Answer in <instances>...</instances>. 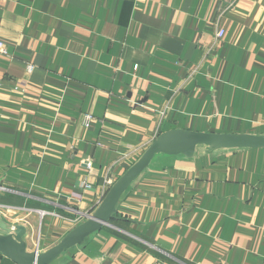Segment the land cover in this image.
<instances>
[{
	"label": "crops",
	"instance_id": "1",
	"mask_svg": "<svg viewBox=\"0 0 264 264\" xmlns=\"http://www.w3.org/2000/svg\"><path fill=\"white\" fill-rule=\"evenodd\" d=\"M0 38V211L27 251L164 131L264 136V0H0ZM50 264H264V148L154 154Z\"/></svg>",
	"mask_w": 264,
	"mask_h": 264
},
{
	"label": "water",
	"instance_id": "2",
	"mask_svg": "<svg viewBox=\"0 0 264 264\" xmlns=\"http://www.w3.org/2000/svg\"><path fill=\"white\" fill-rule=\"evenodd\" d=\"M204 144L212 148H264V136L244 133H209L171 129L160 133L143 154L109 187L98 207L81 223L69 230L46 251H27L22 240L24 228L16 226L14 234L0 233V254L15 264H50L66 249L81 244L84 239L108 224L117 202L129 183L147 166L156 153L193 155L195 147ZM0 228L7 229L4 224Z\"/></svg>",
	"mask_w": 264,
	"mask_h": 264
},
{
	"label": "built area",
	"instance_id": "3",
	"mask_svg": "<svg viewBox=\"0 0 264 264\" xmlns=\"http://www.w3.org/2000/svg\"><path fill=\"white\" fill-rule=\"evenodd\" d=\"M223 34H224L223 28H221V27L217 28L216 33H215V39L217 41H219L223 37ZM4 56H8V49H7L6 43L0 38V57H4ZM85 118L88 119V118H90V116L86 115ZM86 166L88 168L91 167V162L89 160L86 161ZM103 183L105 185H108V188L112 184V182L109 180L108 177L103 178ZM84 186H88V185H86V183H85ZM41 213H43V212H41Z\"/></svg>",
	"mask_w": 264,
	"mask_h": 264
},
{
	"label": "rangeland",
	"instance_id": "4",
	"mask_svg": "<svg viewBox=\"0 0 264 264\" xmlns=\"http://www.w3.org/2000/svg\"><path fill=\"white\" fill-rule=\"evenodd\" d=\"M1 189H4V188H1ZM2 207H3L4 210L1 209L2 211H0V213H2V214H0V217L3 216L2 218H0V224H4L6 226L7 223L9 221H11L10 218L13 217V214L14 213H17V212L6 210V209H8L7 206H2ZM12 209L13 210H16V208H12ZM13 226H14V224H11L10 226H7L8 227V231L6 229L0 228V233L3 232L4 234H11V235H13L14 234V230H15V227H13Z\"/></svg>",
	"mask_w": 264,
	"mask_h": 264
}]
</instances>
